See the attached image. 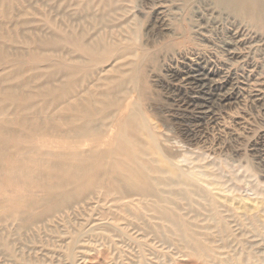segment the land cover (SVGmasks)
Instances as JSON below:
<instances>
[{
  "label": "bare ground",
  "instance_id": "6f19581e",
  "mask_svg": "<svg viewBox=\"0 0 264 264\" xmlns=\"http://www.w3.org/2000/svg\"><path fill=\"white\" fill-rule=\"evenodd\" d=\"M31 1L0 0V40L26 47L0 45V264H77L101 251L104 264H264V185L253 168L264 160L233 168L212 133L233 124L237 143L251 131L236 129L234 113L190 118L195 102L159 82L162 63L177 58L149 51L160 43L141 35L151 8ZM209 2L264 33V0ZM32 16L52 33L30 36Z\"/></svg>",
  "mask_w": 264,
  "mask_h": 264
},
{
  "label": "rangeland",
  "instance_id": "374dc122",
  "mask_svg": "<svg viewBox=\"0 0 264 264\" xmlns=\"http://www.w3.org/2000/svg\"><path fill=\"white\" fill-rule=\"evenodd\" d=\"M33 1L35 2V5H32L34 9L39 8L40 3H47V0H32L30 3ZM135 1L144 8L157 10L159 7L157 12H161L156 13L148 9L150 14L140 29L142 37L145 39L149 38V42L156 40L160 42L159 44L149 43L151 47L149 51L156 53L157 57L161 58L160 60L169 58L170 56L177 58L175 61L170 62V64L168 61L162 63L165 68H169V71L166 74L163 73L167 75L166 78L160 76L159 80L161 81L159 82L165 83L164 86L174 85L172 87H175V89L177 87L181 97L195 102L196 107H191L192 109L190 108L191 110L186 113L190 118L198 119L203 114L208 118L211 115L219 116L225 115V113L228 114V112L234 113V117H237L238 119L236 120L240 123V126H237L236 129L240 132L245 130V134L244 131L241 132L244 135L248 133L246 128L251 131L246 136H241L243 137L242 139H237L238 142L235 140L237 143L233 142V138H235L233 131L235 126L233 124H230V126L226 124V134H220L218 130L212 133V135L223 139V143H221V145H225H223L225 147V151L223 152V156L225 157L223 159L229 165L233 161V168H239L238 166H241L240 169L244 168L248 164L246 160L247 157L249 158L248 155H259L255 157L263 161L264 151L258 149L253 153L250 150V145L260 142L261 136L264 133V96H261L264 94V88L263 91L260 88L261 85L264 87V33L259 32L255 28L248 27L246 23L238 19L235 20L233 16L223 11L213 9L209 0H193L195 3L190 5H184V0ZM50 4L48 3V6ZM162 7L163 11L161 10ZM45 9L48 10L47 7ZM52 16L54 15L52 14ZM193 17L197 22L194 24V30L190 29L192 25L189 23L190 19H194ZM30 19L34 21L33 24L28 25V29L30 30L27 33L30 36L39 37L44 31L45 34L52 33L51 29L45 26L41 16H32ZM0 22V25H4L5 23L1 16ZM57 22L62 23L64 27L69 23L67 18L62 17H58ZM196 28H198V31ZM196 31L197 35L194 33ZM162 35H165L164 39L161 38ZM159 36L160 38L157 39ZM194 36L195 41L193 42L190 39ZM165 41H167V45L173 47V50L162 49L161 44ZM0 45H3V50H7L8 48L12 50L14 48L12 51L16 49L18 51L26 48L25 46H12L8 42L1 40ZM4 47L8 48L5 49ZM204 63L209 64V67L205 68ZM209 72L214 73L216 77L211 82L204 81L203 77ZM184 79H188L189 84ZM195 80L202 81L204 84L195 85ZM255 81L256 84H254ZM160 85H155L158 90L161 89ZM159 94L162 101L167 98L164 91L159 92ZM225 98L236 99V101L234 100L235 103L232 102L234 108H229L227 105L224 109L219 108L221 104L220 100H224ZM174 142L175 140H173ZM176 144L175 146H178ZM227 151L231 154L233 153L232 156L236 152V156H229L231 154L229 153L228 155ZM225 152H227L226 155ZM259 163L260 166L262 165L261 167H258ZM253 168L255 170L256 181H259V183L263 182L261 184L263 186L264 163L257 160ZM101 252H91L87 255L88 258L85 261L78 262L77 264H104L99 260ZM182 263L191 264L190 262ZM110 264L113 263L111 262Z\"/></svg>",
  "mask_w": 264,
  "mask_h": 264
}]
</instances>
